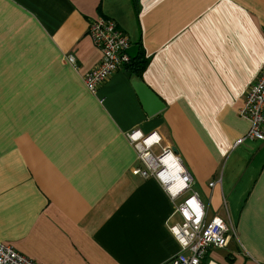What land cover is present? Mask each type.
<instances>
[{
	"label": "crops",
	"instance_id": "obj_1",
	"mask_svg": "<svg viewBox=\"0 0 264 264\" xmlns=\"http://www.w3.org/2000/svg\"><path fill=\"white\" fill-rule=\"evenodd\" d=\"M98 16L127 34L131 61L93 93L81 78L101 57L87 30ZM138 55L164 103L151 116L132 85ZM263 64L264 0H0V241L37 264L169 261L175 201L133 171L126 133L140 129L179 153L205 215L233 227L202 262L264 264V143H237Z\"/></svg>",
	"mask_w": 264,
	"mask_h": 264
},
{
	"label": "built area",
	"instance_id": "obj_2",
	"mask_svg": "<svg viewBox=\"0 0 264 264\" xmlns=\"http://www.w3.org/2000/svg\"><path fill=\"white\" fill-rule=\"evenodd\" d=\"M87 30L90 41L100 50L101 57L96 65L83 73L81 81L90 92L95 93L101 81L131 61L130 54L127 53L129 41L127 34L116 27V21L111 17H96L89 22ZM66 56L67 61L74 66L75 56L73 54ZM249 86L237 110L239 115L249 121V129L237 143L246 138L264 143V64ZM126 136L139 160V165L133 167L134 173L158 180L163 191L173 202L175 201L167 229L175 237L179 251L165 264H205L202 260L208 249L224 246L233 227L221 215H205V205L200 202L197 192L193 190L194 179L184 166L181 156L171 145H161L160 136L156 131L146 134L140 129H131ZM213 184V181H209V185ZM182 194H184L182 199L176 202ZM224 206L226 209L225 203ZM0 264L37 263L9 243L0 241Z\"/></svg>",
	"mask_w": 264,
	"mask_h": 264
},
{
	"label": "water",
	"instance_id": "obj_3",
	"mask_svg": "<svg viewBox=\"0 0 264 264\" xmlns=\"http://www.w3.org/2000/svg\"><path fill=\"white\" fill-rule=\"evenodd\" d=\"M132 79L134 91L138 94L139 101L143 105L146 115L151 116V114L161 111L164 108V103L160 101L159 96L149 89L140 77L132 76Z\"/></svg>",
	"mask_w": 264,
	"mask_h": 264
},
{
	"label": "trees",
	"instance_id": "obj_4",
	"mask_svg": "<svg viewBox=\"0 0 264 264\" xmlns=\"http://www.w3.org/2000/svg\"><path fill=\"white\" fill-rule=\"evenodd\" d=\"M144 63H146V59L143 58V56L141 55H138L136 57V60L134 61L133 60V63H132V72L135 74V76L137 77H140V72H141V69L143 68L144 66Z\"/></svg>",
	"mask_w": 264,
	"mask_h": 264
}]
</instances>
